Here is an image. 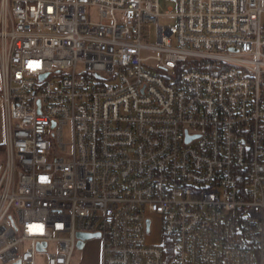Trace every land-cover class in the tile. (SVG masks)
Segmentation results:
<instances>
[{"label":"built area","instance_id":"obj_1","mask_svg":"<svg viewBox=\"0 0 264 264\" xmlns=\"http://www.w3.org/2000/svg\"><path fill=\"white\" fill-rule=\"evenodd\" d=\"M175 1L0 0L5 263L264 264V0Z\"/></svg>","mask_w":264,"mask_h":264},{"label":"rangeland","instance_id":"obj_2","mask_svg":"<svg viewBox=\"0 0 264 264\" xmlns=\"http://www.w3.org/2000/svg\"><path fill=\"white\" fill-rule=\"evenodd\" d=\"M176 6H177V4H176L175 0H170V1L161 0L160 10L162 13H164V15L161 16V18H160L161 24L173 25L176 23L175 17L171 16L170 13L167 14V12H170L169 8H171V7H173L172 12H175ZM262 20L264 22V14L262 16ZM150 43H157V24H154L152 26V36L150 38ZM83 68H84V66L82 64H80L79 69H83ZM4 137H5V119H4L3 106L0 102V143H2L4 141ZM65 137H66V139H70V125H68L65 129ZM161 221H162V218L160 215H155V214L153 215V222H154L153 223V229H152V232L149 234V238L152 241H156V242H163L164 241L163 232H162V228H161V225H162ZM84 250H85V247L76 249V252H75V255L73 258V264H79L80 263V261L82 260V256L84 254ZM45 257H46V254L39 253L38 254V263L39 264L42 263ZM0 264H9V263H5L0 257Z\"/></svg>","mask_w":264,"mask_h":264},{"label":"crops","instance_id":"obj_3","mask_svg":"<svg viewBox=\"0 0 264 264\" xmlns=\"http://www.w3.org/2000/svg\"><path fill=\"white\" fill-rule=\"evenodd\" d=\"M84 247V254L79 264H102V241L100 239H91Z\"/></svg>","mask_w":264,"mask_h":264},{"label":"water","instance_id":"obj_4","mask_svg":"<svg viewBox=\"0 0 264 264\" xmlns=\"http://www.w3.org/2000/svg\"><path fill=\"white\" fill-rule=\"evenodd\" d=\"M47 74H43L41 75V78L46 76ZM78 236L80 238L78 244H77V247L78 248H84L85 244H86V240H90V239H94V238H97L100 236V233L99 232H96V233H92V232H79L78 233ZM46 245V242H43L41 244H39L38 248L40 250H42L44 248V246ZM14 264H21V261L18 260L16 261Z\"/></svg>","mask_w":264,"mask_h":264},{"label":"trees","instance_id":"obj_5","mask_svg":"<svg viewBox=\"0 0 264 264\" xmlns=\"http://www.w3.org/2000/svg\"><path fill=\"white\" fill-rule=\"evenodd\" d=\"M185 65H186V64H181V65L179 66V68L181 69V68H183Z\"/></svg>","mask_w":264,"mask_h":264}]
</instances>
